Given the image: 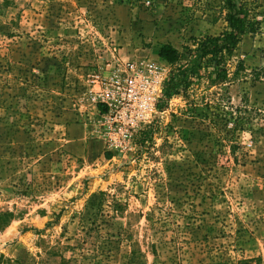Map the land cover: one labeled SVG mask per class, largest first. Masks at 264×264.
Returning a JSON list of instances; mask_svg holds the SVG:
<instances>
[{
    "label": "rangeland",
    "instance_id": "rangeland-1",
    "mask_svg": "<svg viewBox=\"0 0 264 264\" xmlns=\"http://www.w3.org/2000/svg\"><path fill=\"white\" fill-rule=\"evenodd\" d=\"M237 1L228 81L167 98L158 49L223 0H0V264H264V0Z\"/></svg>",
    "mask_w": 264,
    "mask_h": 264
},
{
    "label": "trees",
    "instance_id": "trees-1",
    "mask_svg": "<svg viewBox=\"0 0 264 264\" xmlns=\"http://www.w3.org/2000/svg\"><path fill=\"white\" fill-rule=\"evenodd\" d=\"M226 27L218 35L194 38L192 47L185 46L183 51L171 44L158 49L159 58L169 64L171 71L164 82L163 96L187 97L188 91L207 82V87L224 84L229 79V62L232 59L244 35L254 33L259 25L250 18V11L245 4L237 0H223ZM243 69L237 65L236 73ZM12 213H0V228L12 221Z\"/></svg>",
    "mask_w": 264,
    "mask_h": 264
},
{
    "label": "built area",
    "instance_id": "built-area-1",
    "mask_svg": "<svg viewBox=\"0 0 264 264\" xmlns=\"http://www.w3.org/2000/svg\"><path fill=\"white\" fill-rule=\"evenodd\" d=\"M125 71L128 72V77L125 79V86L127 87V90L129 92H131L132 90H136V77L139 76L142 80L141 84L143 87V91L146 92V97L149 101V104L153 105L162 89V80L165 76L164 70L149 67L147 75L145 76L139 73L135 65L129 63L126 66Z\"/></svg>",
    "mask_w": 264,
    "mask_h": 264
}]
</instances>
